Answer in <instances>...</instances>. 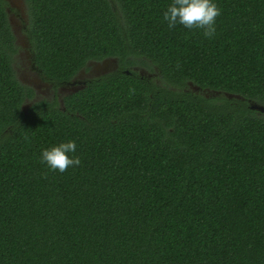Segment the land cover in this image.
<instances>
[{
  "label": "trees",
  "instance_id": "1",
  "mask_svg": "<svg viewBox=\"0 0 264 264\" xmlns=\"http://www.w3.org/2000/svg\"><path fill=\"white\" fill-rule=\"evenodd\" d=\"M215 2L205 38L172 0H26L36 96L0 0V264H264V0ZM72 140L79 166L41 162Z\"/></svg>",
  "mask_w": 264,
  "mask_h": 264
},
{
  "label": "clouds",
  "instance_id": "2",
  "mask_svg": "<svg viewBox=\"0 0 264 264\" xmlns=\"http://www.w3.org/2000/svg\"><path fill=\"white\" fill-rule=\"evenodd\" d=\"M222 14V9L215 0H172L164 12L163 18L169 28L182 25L187 29H202L205 38H212L216 32V19ZM74 140L60 143L41 153V162L55 172L61 173L69 168L79 166L81 161L72 154L76 151ZM47 173H45V178Z\"/></svg>",
  "mask_w": 264,
  "mask_h": 264
},
{
  "label": "flooded vegetation",
  "instance_id": "3",
  "mask_svg": "<svg viewBox=\"0 0 264 264\" xmlns=\"http://www.w3.org/2000/svg\"><path fill=\"white\" fill-rule=\"evenodd\" d=\"M5 10L7 12L8 19L15 36V41L19 45L16 56L22 54V52L26 50V52L28 53V57L30 58V71L34 74L33 78L36 77L39 81V83L33 84V82H35V79H31L32 84H27L31 85L35 89L36 96L40 94L39 91L41 90V88L43 89V87L44 91L50 90V92H53L54 94V84L42 77L40 70L37 68L32 59L33 54L27 36V27L30 23V14L28 12L26 0H5ZM88 65V69L81 70L79 74H77L73 79L62 83L58 87V91L61 92L70 90V92H66L65 94L75 92L83 88L87 84V81L109 74L120 68L118 59L114 57H108L100 61H91ZM131 68L142 75H146L149 77L155 76L154 72H151L144 67L134 65L131 66ZM89 71H91V75H87Z\"/></svg>",
  "mask_w": 264,
  "mask_h": 264
},
{
  "label": "rangeland",
  "instance_id": "4",
  "mask_svg": "<svg viewBox=\"0 0 264 264\" xmlns=\"http://www.w3.org/2000/svg\"><path fill=\"white\" fill-rule=\"evenodd\" d=\"M27 4V3H26ZM28 8V6H27ZM29 57H28V53L26 52V50H24L22 52V54L18 55L15 59V68L17 71V75L18 77L24 81L25 83H29L32 84L31 79H35L33 82L34 83H39L38 78H33L34 74L30 71V63H29ZM91 71H89V73L87 75H91ZM84 78V76H83ZM40 94L46 95V96H51L53 95V92H50V90L48 91H44V87L43 89L41 88V90L39 91ZM66 92H70V90L67 91H61L59 93H61V96L63 94H65Z\"/></svg>",
  "mask_w": 264,
  "mask_h": 264
},
{
  "label": "water",
  "instance_id": "5",
  "mask_svg": "<svg viewBox=\"0 0 264 264\" xmlns=\"http://www.w3.org/2000/svg\"><path fill=\"white\" fill-rule=\"evenodd\" d=\"M127 72H129V71L127 70ZM251 108L258 110V111H261V112H264V105L259 104V103H255V102L251 103Z\"/></svg>",
  "mask_w": 264,
  "mask_h": 264
}]
</instances>
